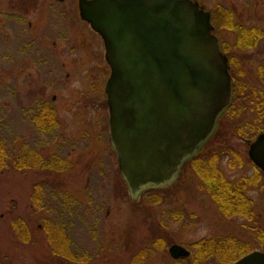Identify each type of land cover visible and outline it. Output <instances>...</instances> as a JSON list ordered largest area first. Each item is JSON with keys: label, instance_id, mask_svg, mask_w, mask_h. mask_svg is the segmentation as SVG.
<instances>
[{"label": "rangeland", "instance_id": "1", "mask_svg": "<svg viewBox=\"0 0 264 264\" xmlns=\"http://www.w3.org/2000/svg\"><path fill=\"white\" fill-rule=\"evenodd\" d=\"M77 1L0 0V264H193V244L212 238L264 252V176L247 155L264 131V0H191L210 13L236 84L206 151L217 152L230 182L261 174L246 192L250 220L219 213L189 165L169 186L130 197L110 143L103 42ZM44 110L50 130L34 123ZM24 161L31 169L16 170ZM52 227L63 230L72 259L53 252L62 244L50 241ZM172 245L191 256L171 259Z\"/></svg>", "mask_w": 264, "mask_h": 264}, {"label": "water", "instance_id": "2", "mask_svg": "<svg viewBox=\"0 0 264 264\" xmlns=\"http://www.w3.org/2000/svg\"><path fill=\"white\" fill-rule=\"evenodd\" d=\"M104 46L110 143L130 197L171 184L229 105L227 58L210 13L191 0H78ZM247 155L264 175V132ZM174 260L188 251L168 249ZM231 264H264L252 251Z\"/></svg>", "mask_w": 264, "mask_h": 264}, {"label": "trees", "instance_id": "3", "mask_svg": "<svg viewBox=\"0 0 264 264\" xmlns=\"http://www.w3.org/2000/svg\"><path fill=\"white\" fill-rule=\"evenodd\" d=\"M252 41L256 39V34L252 33ZM250 42V39L248 40ZM34 123L38 128L42 130H50L54 128L55 122L53 114L50 111L40 112V115L34 118ZM263 130H259L261 132ZM208 141L198 150L196 155L188 160L185 164L189 165L195 172L200 181V187L203 188L210 196L212 201L217 207L219 213L225 217L240 216L247 220L253 217V204L248 198L246 192L250 188L261 185L262 177L259 172H256L252 177L241 178L236 182H230L223 176L221 171L219 172L217 163V152L207 150ZM28 156V155H26ZM6 155L4 152V145L0 142V171L6 167ZM16 170H28L31 167L27 166L24 162H18L15 166ZM236 183V184H235ZM39 202V198H34V204ZM46 233L50 235V241L52 244L59 248V244H62V248L59 251H54L60 259L68 258L72 259V256L63 254L64 248L67 247V238L61 228L52 227L47 228ZM57 235V240H61L59 244L53 242V238ZM259 240H262L264 246V232L258 234ZM216 242L219 245H210ZM210 243V244H209ZM196 253L193 255V264H198L201 261L208 258H215L219 264H230L236 261L239 257L251 252V249L245 248V244L235 241L232 238L218 239H202L192 246ZM66 251V250H65ZM64 261V260H63ZM66 261V260H65Z\"/></svg>", "mask_w": 264, "mask_h": 264}, {"label": "flooded vegetation", "instance_id": "4", "mask_svg": "<svg viewBox=\"0 0 264 264\" xmlns=\"http://www.w3.org/2000/svg\"><path fill=\"white\" fill-rule=\"evenodd\" d=\"M59 1H62V0H59ZM234 86H235V88H236V84L234 83ZM235 88L233 89V97L235 96V92H236V90H235ZM235 98V97H234ZM210 244V243H209ZM210 245H219V243H216V242H213V243H211ZM188 251V250H187ZM189 252V251H188ZM195 254V253H194ZM189 257L191 256V252H189V255H188ZM188 257V258H189ZM193 258V257H192ZM179 260H182V259H177V260H175V261H179Z\"/></svg>", "mask_w": 264, "mask_h": 264}]
</instances>
